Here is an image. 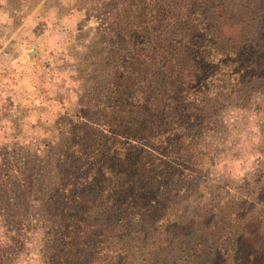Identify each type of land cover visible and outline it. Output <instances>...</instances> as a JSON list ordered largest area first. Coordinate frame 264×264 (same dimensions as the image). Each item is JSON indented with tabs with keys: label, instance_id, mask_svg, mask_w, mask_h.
Segmentation results:
<instances>
[{
	"label": "trees",
	"instance_id": "1",
	"mask_svg": "<svg viewBox=\"0 0 264 264\" xmlns=\"http://www.w3.org/2000/svg\"><path fill=\"white\" fill-rule=\"evenodd\" d=\"M80 2L104 17L39 197L44 264H264V162L179 216L206 132L264 93V0Z\"/></svg>",
	"mask_w": 264,
	"mask_h": 264
},
{
	"label": "rangeland",
	"instance_id": "2",
	"mask_svg": "<svg viewBox=\"0 0 264 264\" xmlns=\"http://www.w3.org/2000/svg\"><path fill=\"white\" fill-rule=\"evenodd\" d=\"M95 6L0 0V264H44L39 197L56 175L60 131L81 106L88 47L104 17ZM252 96L247 106L225 107L220 126L206 132V172L180 217L196 216L215 189L234 192L263 165L264 93Z\"/></svg>",
	"mask_w": 264,
	"mask_h": 264
}]
</instances>
